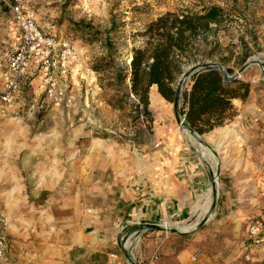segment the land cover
<instances>
[{"label":"rangeland","instance_id":"1","mask_svg":"<svg viewBox=\"0 0 264 264\" xmlns=\"http://www.w3.org/2000/svg\"><path fill=\"white\" fill-rule=\"evenodd\" d=\"M26 5L44 32L56 40L71 38L75 49L65 73L54 70L50 74L61 96L45 95L48 75L36 73L34 78L38 80L31 86L27 85L30 77L27 79L26 75L18 86L20 92L28 93L22 102L24 106L0 121V210L8 222L9 238L17 252L21 246L22 253L29 258L27 264H54V243L60 240L68 246L72 241L67 240L83 235H105L103 221L107 215H113L110 198L114 188L146 174L154 139L164 138L170 124L155 122L151 116L144 118L135 110L137 100L129 95L125 85L119 87L109 81L114 76L113 68L97 74L92 65L96 57L105 56L109 50L113 64L120 70L127 69L132 48L141 44L138 34L167 12L221 8L227 21L216 28V48L211 59L207 51L197 55L198 64L217 63L224 70L231 68L229 75L236 74L248 62L256 64L236 78L249 84L247 99L239 101L250 105V113L239 117L233 103L235 116L225 126L235 132L225 135L220 144L221 138L216 144L213 139L214 151L195 141L202 153L210 155L206 161L213 190L218 195L214 208L190 221L197 225L187 234L170 231L182 225L159 224V236L167 233L179 245L190 240L200 230L212 227V222L219 220L227 209H233L227 205L234 204V193L241 194L239 207H248L250 198L243 195V185L249 181L253 184L252 169L250 175H245L248 158L226 140L248 137L246 151L256 154L255 162L264 166V0H27ZM0 9L9 10L1 3ZM85 27L100 34L90 40ZM245 55L247 59L241 64ZM3 70L4 65L0 64V72ZM189 83L187 80L183 92ZM176 123L188 131L184 122ZM256 139L263 148L253 143ZM214 161L218 171L213 169ZM263 199H259L260 207L253 215L248 211V217L261 212ZM222 203L224 209L214 218ZM110 226L116 229L114 240L119 255L127 264H138L139 252L147 249L148 231L135 230L130 222H112ZM227 241L226 235L218 236V242L209 241L208 250H218L219 255L207 264H264V246L247 261L232 256Z\"/></svg>","mask_w":264,"mask_h":264},{"label":"crops","instance_id":"2","mask_svg":"<svg viewBox=\"0 0 264 264\" xmlns=\"http://www.w3.org/2000/svg\"><path fill=\"white\" fill-rule=\"evenodd\" d=\"M26 3L27 0L24 4L26 5ZM29 11L31 12L30 9ZM31 14L36 20L32 12ZM18 41V31L12 13L6 9H0V64L4 65L3 54L14 49ZM31 66L27 69V79L30 77L27 83L28 86L33 85L38 80L34 76L39 71L35 69L34 64ZM4 83L5 78L0 72V90H2ZM26 96H28V93L25 91H15L12 104L7 108L5 114H0V121L2 119L6 120L5 118L9 114L19 111L24 106L22 102ZM148 102V111L151 118L162 124L168 122L170 127L164 138L157 136L154 139L146 174L138 177L134 176L129 184L114 188L113 196L110 198L112 205L110 212L114 216L108 217L107 215L103 221L102 232L104 231L105 235L100 233L96 236L83 235L76 239L67 240V242L72 241V244L68 246H65L63 242L59 243L63 240L59 241L57 239L56 241L59 242L54 243V264H81L84 262L86 264H127V261H124L122 256L119 255V248L115 246L116 229L111 228L110 224L112 222L113 224L130 222L131 228L135 230H141L140 226L147 224H160L164 227L168 225H189L190 221L199 216V211L195 210V207L209 189L211 190L209 209L214 208L212 205L218 195L216 196L213 190L212 174L206 159L202 156V148L197 146L188 131L179 128L174 119L172 104L162 99L155 87H151L149 90ZM233 103L238 107L239 117H245L250 113V105H247L246 102L234 100ZM224 128H227L224 132L215 129L206 135L200 136L203 140L202 145L214 151L218 138H221L220 144L225 140V135L235 132V129L231 130L230 127L225 126ZM220 129H223V127ZM243 131L245 133V129ZM213 139H215V144L212 142ZM227 141L229 146L233 145L235 150L241 151L248 158V170L245 175H250L252 169L253 184H250L249 181V184L243 185L244 191L246 190L243 195L250 198L248 207L246 209L239 207L241 194L236 195L233 192L234 204L229 202L230 205H227L233 206V209H227L226 213L219 217V220L212 222L214 224L212 227L200 230L190 240H186L180 245L174 239L169 238L167 233L162 232L164 235L159 236L161 231L141 230L148 231L146 236L149 239L146 240L147 243L145 244L147 249L141 253L139 252L138 257L140 260L138 264L142 263V260H146V264H207L209 261L212 263L219 253L218 250L214 252L208 250L209 241H211V244L218 242V236L221 235L228 237L229 241L226 244L231 247L232 256L237 255V257L245 258V255H247L249 258L245 260L249 261L258 254L259 250L251 248L249 245L247 225L252 217L247 215L248 211L253 215L252 212L260 207L259 199L264 198V166L259 165V162H255L256 154L249 150L246 151V146L250 141L248 137L239 138L237 141ZM253 143L257 148H263L258 146L260 143L257 139ZM2 158L6 159L7 157ZM236 202L237 206H235ZM222 204V208L217 207L214 218L224 209L225 203ZM0 216L6 223L9 238L8 222L1 210ZM106 227L110 228L107 229ZM145 232L141 233L144 234ZM261 237L264 246V221L261 223ZM62 248H65V250ZM196 253L199 255H196ZM8 259L10 264H27L29 259L22 253L21 246H19V251H16V246L10 238Z\"/></svg>","mask_w":264,"mask_h":264},{"label":"trees","instance_id":"3","mask_svg":"<svg viewBox=\"0 0 264 264\" xmlns=\"http://www.w3.org/2000/svg\"><path fill=\"white\" fill-rule=\"evenodd\" d=\"M226 21L227 15L216 6L199 12H167L151 21L138 34L141 44L132 48L127 69L116 67L107 50L105 56L94 59L92 70L99 74L113 68L114 74L111 75L114 76L109 81L119 87L125 85L129 95L137 100L135 110L149 119L150 88L155 87L160 97L172 104L177 81L185 72L184 69L198 64L197 55L202 52L207 51L211 59V52L217 45L214 40L216 28ZM85 31L90 40L100 34L92 28L85 27ZM212 37L213 40H209ZM67 39L73 43L71 38ZM246 59L245 55L241 64ZM224 65L227 64L224 62ZM225 71L228 75L232 73L231 68ZM249 90L248 83L236 79L225 81L222 73L215 69L209 68L193 75L189 88L182 94L184 126L199 136L224 127L235 116L233 101H245Z\"/></svg>","mask_w":264,"mask_h":264},{"label":"built area","instance_id":"4","mask_svg":"<svg viewBox=\"0 0 264 264\" xmlns=\"http://www.w3.org/2000/svg\"><path fill=\"white\" fill-rule=\"evenodd\" d=\"M12 2L10 4L8 0H0V3L7 6L12 13L19 36L17 46L3 54L2 76L5 78V83L0 90V114H5L12 104L13 93L18 90L19 84L27 75V69L32 67V64L39 73L48 75L45 80V95L48 98L61 96V92L55 89L50 74H53L54 70L65 73L66 64L73 57L75 50L69 40H56L54 36L44 32L22 0H12ZM262 221H264V207L257 216L249 220L247 225L249 245L258 250L263 247ZM8 250L6 223L0 216V264H10ZM248 258L249 256L245 255V259Z\"/></svg>","mask_w":264,"mask_h":264},{"label":"water","instance_id":"5","mask_svg":"<svg viewBox=\"0 0 264 264\" xmlns=\"http://www.w3.org/2000/svg\"><path fill=\"white\" fill-rule=\"evenodd\" d=\"M252 64H256V63L255 62H248V63L244 64V66H242L239 69V71L233 75H228L226 73V71L220 65H218L217 63H214V62H206V63L196 64L195 66L189 67L188 70L181 75V77L178 79L177 84H176L174 99H173V103H172V107L174 110V117H175L176 121L179 124H182L184 122V114H183V111L181 108L183 87L185 86L186 81L190 80L193 75L200 74V73L204 72L205 70L211 68V69H215V70L221 72L225 81H232V80L236 79L242 71H244L247 67H249ZM179 118H182L181 122H180ZM188 132L194 141H196L199 145L203 144V140L200 138L199 135H197L194 131H192L190 129H188ZM159 228H160V226L156 225V224H147V225L140 226L141 230H158ZM170 231H172V233L181 234V235L187 234V232L182 233L176 229H173V230L171 229Z\"/></svg>","mask_w":264,"mask_h":264},{"label":"bare ground","instance_id":"6","mask_svg":"<svg viewBox=\"0 0 264 264\" xmlns=\"http://www.w3.org/2000/svg\"><path fill=\"white\" fill-rule=\"evenodd\" d=\"M227 128H223V129H218L221 132H224ZM203 156L206 157V160L209 159L210 155H208L207 153H202ZM213 169L214 171H218V164L214 161L213 163ZM211 204V190L209 189V191L207 192V194H205L202 198V200H200L198 202V204L195 207V210L199 211V216H204L205 214H207L209 207ZM196 227V223H192L189 225H182L179 226L178 231L180 232H189L194 230Z\"/></svg>","mask_w":264,"mask_h":264}]
</instances>
